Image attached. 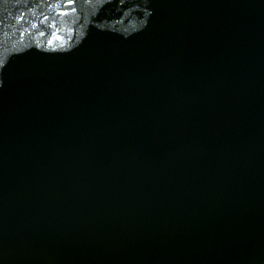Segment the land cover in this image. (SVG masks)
Wrapping results in <instances>:
<instances>
[{
    "label": "water",
    "instance_id": "obj_1",
    "mask_svg": "<svg viewBox=\"0 0 264 264\" xmlns=\"http://www.w3.org/2000/svg\"><path fill=\"white\" fill-rule=\"evenodd\" d=\"M0 264H264V0H0Z\"/></svg>",
    "mask_w": 264,
    "mask_h": 264
}]
</instances>
